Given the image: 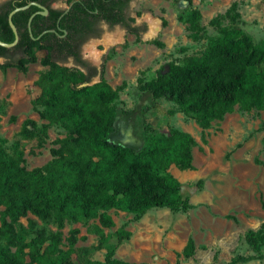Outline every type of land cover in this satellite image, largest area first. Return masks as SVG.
<instances>
[{
  "label": "trees",
  "instance_id": "1",
  "mask_svg": "<svg viewBox=\"0 0 264 264\" xmlns=\"http://www.w3.org/2000/svg\"><path fill=\"white\" fill-rule=\"evenodd\" d=\"M31 1L48 6L57 0H24L9 11ZM133 1L71 0L67 10H50L48 20L34 16V38L45 30H55L37 40L31 39L27 29L28 18L38 11L36 7L12 17L20 40L14 47L18 52L11 54L8 63L26 72L24 62L35 61L39 50L46 51L41 63L49 71L38 82L43 107L40 116L48 121L42 134L50 125H61L67 137L63 153L45 169L61 171L60 179L44 176L39 170L28 172L17 157L8 155L0 146V206L4 207L0 217V264H135L114 259L116 247L108 245L103 233V229L114 226L106 211L115 209L139 218L150 209L182 213L191 209L189 197L167 170L172 165L180 170L192 169L193 138L173 130L169 136H148L139 150L114 144L108 138L113 119L106 105L117 98L116 92L102 89L106 87L102 72L99 84L79 88L97 74L94 68L92 74L81 70L87 64L81 60L79 47L87 39L85 34L94 32L100 21L110 27L126 28L137 36L145 32V27L131 26L129 5ZM227 16L232 28L224 31L203 55L185 65L171 62L157 72L154 80L139 87L153 100L174 102L203 129L209 127V120L222 119L234 105L241 111L264 110V43L254 44L235 26L239 18L235 5ZM64 31L65 38L56 39ZM0 41H14L2 14ZM8 50L0 47V56L7 57ZM69 58L80 68L70 71L59 65ZM203 114L210 115L207 121L201 120ZM201 184L199 181L198 187ZM29 213L42 221L52 219L59 228L65 220L78 222L98 217L99 226L94 227L98 242L77 248V230L70 233L67 245L59 231L38 229L30 235L19 223ZM115 237L120 243L128 240L130 233L120 229ZM244 240L253 252H258L264 248V228L247 231ZM102 249L106 250L103 262L92 261L91 256ZM193 252L190 239L182 255L188 258ZM251 260L254 257L237 255L226 264Z\"/></svg>",
  "mask_w": 264,
  "mask_h": 264
},
{
  "label": "rangeland",
  "instance_id": "2",
  "mask_svg": "<svg viewBox=\"0 0 264 264\" xmlns=\"http://www.w3.org/2000/svg\"><path fill=\"white\" fill-rule=\"evenodd\" d=\"M70 1L59 0L53 7L64 9ZM233 5L239 14L235 26L254 44H263L264 0H135L129 5L130 17L135 26L145 27V32L137 36L121 31V44L99 49L103 51L99 66L106 86L102 89L117 94L106 105L113 119L110 142L139 150L148 136H169L173 130L188 134L195 142L192 169L180 170L172 165L167 170L189 197L190 210L150 209L139 218L115 209L106 211L114 226L103 229V233L108 245L116 247L114 259L118 261L226 264L240 255L254 257L241 264H264V248L253 252L244 240L247 231L264 228V110L241 111L234 105L222 119L209 120V127L203 129L174 102L153 100L139 89L167 64L185 65L203 55L232 28L227 13ZM147 15L160 22L155 37L146 35ZM110 32L120 31L115 28ZM107 33L102 26V36ZM44 57L37 52L35 61L24 62L26 72L0 59V146L17 157L28 172L39 170L44 176L60 179L61 171H45L63 153L67 136L61 125H50L42 134L43 126L48 125L40 116L43 107L39 103L38 82L49 71L41 63ZM59 65L70 71L76 68L70 60ZM100 81L96 77L79 88ZM209 116L203 114L201 120L207 121ZM3 210L0 206V217ZM19 223L30 235L38 229L59 231L66 245L70 233L77 230V248L98 242L94 233L98 217L65 220L59 228L52 219L42 221L29 213ZM120 229L129 232L130 238L118 243L115 232ZM190 239L194 252L185 258L182 251ZM105 254V249L99 250L91 260L103 262Z\"/></svg>",
  "mask_w": 264,
  "mask_h": 264
},
{
  "label": "flooded vegetation",
  "instance_id": "3",
  "mask_svg": "<svg viewBox=\"0 0 264 264\" xmlns=\"http://www.w3.org/2000/svg\"><path fill=\"white\" fill-rule=\"evenodd\" d=\"M24 0H4V1H0V14H2L3 16H5L6 17V20H7V23H8V15H9V13L12 11V10H14V9H12L11 11H9L10 10V8H12V7H14V6H16V4L17 3H22ZM59 0H57V1H55V2H51L50 4H48V6H45V5H43V4H40V3H38V4H40V5H42V6H44L47 10H48V14H47V16H42V17H45L46 18V20H48V19H50V10H67L68 9V7L70 6V4H68L67 5V7H65L64 9H55L54 7H53V4H55V3H57ZM31 2H35V1H31ZM30 3V2H29ZM37 3V2H36ZM37 8V7H36ZM38 9V11H40V9L39 8H37ZM26 11V10H25ZM38 11H36V12H38ZM22 12V11H21ZM35 12V13H36ZM34 14V13H33ZM32 14V15H33ZM14 16V15H13ZM41 16V15H40ZM34 18V17H33ZM60 18H61V16H60ZM131 18V17H130ZM29 19V18H28ZM59 21V19L57 20V22ZM28 22V21H27ZM46 25V24H45ZM49 24H47L46 26H48ZM8 26H9V24H8ZM102 26H104L105 28H106V30H107V32H108V34H110L111 32L110 31H113L114 29H115V26H113V27H110L106 22H104V21H100L97 25H96V30L94 31V32H88V33H86L85 35H86V40L80 45V47H79V54H80V57H81V60L82 61H84L86 64H87V66L85 67V68H83V69H81L85 74H92L93 73V71H92V68H94L96 71H97V74H96V76H93L92 78H91V80H90V82L94 79V78H96V77H99V75H100V72H101V69H100V66H95V65H99V64H101V61H102V56H103V54L101 55V57H100V63L99 64H95V63H93L92 61H90L87 57H84V52H83V49H84V46H86L87 44H89L90 42H92V41H100L102 38H103V36H102ZM131 26L132 27H137V26H135L134 25V21L131 23ZM10 28V27H9ZM121 28V30L124 32V33H130V32H128V30L126 29V28H122V27H120ZM17 30V29H16ZM49 30H53V29H49ZM121 30H119L120 32H121ZM12 31V30H11ZM23 31V30H22ZM45 31H47V30H45ZM44 31V32H45ZM13 33V32H12ZM43 33V32H42ZM41 33V34H42ZM53 33H55V30H54V32ZM122 33V32H121ZM17 34H18V32H17ZM40 34V35H41ZM66 31H64V33H63V35H61V36H57V37H59V38H57L56 37V39H63V38H65V36H66ZM14 35V34H13ZM39 35V36H40ZM43 35V34H42ZM122 35H123V33H122ZM41 37V36H40ZM102 37V38H101ZM56 39H52V41L53 42H55L56 41ZM19 40H20V37H19V34H18V42H19ZM18 44V43H17ZM100 47L102 48V46H98V50L100 49ZM16 52H18V50H16L15 48H11V49H9L8 50V56L7 57H4V56H0V59H2V60H4V61H6V62H8V60H10V56H11V54L13 55L14 53H16ZM38 53H43V54H46V51L44 50V49H42V50H39L38 51ZM68 60H70L71 62H72V64L76 67V68H80V66H76L75 64H74V62H73V59L72 58H69Z\"/></svg>",
  "mask_w": 264,
  "mask_h": 264
},
{
  "label": "bare ground",
  "instance_id": "4",
  "mask_svg": "<svg viewBox=\"0 0 264 264\" xmlns=\"http://www.w3.org/2000/svg\"><path fill=\"white\" fill-rule=\"evenodd\" d=\"M145 21L148 23V32L147 36L155 37L160 28V22L158 19L154 18L151 15L144 17ZM123 42V35L121 32H114L110 34H105L100 41H92L86 46H84L83 52L85 57L95 64L100 63V57L103 54V51L98 50V46H102L104 50H107L111 47L119 45Z\"/></svg>",
  "mask_w": 264,
  "mask_h": 264
},
{
  "label": "water",
  "instance_id": "5",
  "mask_svg": "<svg viewBox=\"0 0 264 264\" xmlns=\"http://www.w3.org/2000/svg\"><path fill=\"white\" fill-rule=\"evenodd\" d=\"M31 6H34V7H37V8L40 9V11H38V12L34 13L33 15H31L29 17V19H28V22H27V29H28V32H29V35H30L31 39L32 40H37V39L40 38V36H42V34L53 33L54 32V30H47V31L43 32L37 38L33 37L32 33H31V22H32L33 17L35 15L47 16L48 10L44 6H42V5H40V4L36 3V2H30V3H27L24 6L16 7L14 10H12L9 13V15H8V24H9V27L12 30L13 34H14V41L11 42V43H5V42L0 41V47L5 48V49H11V48H14L17 45V43H18V34H17L16 27L14 26V24L12 22V17H13V15H15L18 12L28 10ZM115 28L118 29V30H121V28L119 26H115ZM95 66L98 67L99 65H95Z\"/></svg>",
  "mask_w": 264,
  "mask_h": 264
}]
</instances>
